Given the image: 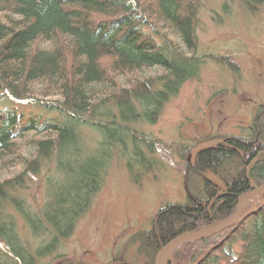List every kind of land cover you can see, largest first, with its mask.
Segmentation results:
<instances>
[{"label": "trees", "instance_id": "16d2710c", "mask_svg": "<svg viewBox=\"0 0 264 264\" xmlns=\"http://www.w3.org/2000/svg\"><path fill=\"white\" fill-rule=\"evenodd\" d=\"M201 1L0 0V100L10 102L0 109V212L14 208L31 234L42 237L36 256L70 236L113 153L146 167L140 144L151 150V143L130 124L154 123L197 76L204 63L195 54ZM244 3L252 10L264 0ZM29 106L38 112H25ZM86 129L95 133L92 148ZM43 169L44 201L32 213L18 194L25 176ZM185 175L186 201L160 207L150 227L133 236L143 264H154L182 234L231 217L240 197L264 183V103L247 132L192 153ZM4 218L0 264H36ZM117 258L104 264H133ZM166 264H264V193L249 215L183 244Z\"/></svg>", "mask_w": 264, "mask_h": 264}, {"label": "rangeland", "instance_id": "374dc122", "mask_svg": "<svg viewBox=\"0 0 264 264\" xmlns=\"http://www.w3.org/2000/svg\"><path fill=\"white\" fill-rule=\"evenodd\" d=\"M196 36L195 54L204 59L197 76L182 84L154 123L130 124L151 143V150L144 142L140 144L149 159L146 167L128 159L129 155L113 153L89 207L54 251L36 256L42 237L31 234L14 208L0 212V219L10 217L36 264H104L117 257L143 264L146 259L133 236L150 227L160 207L186 201L185 171L192 149L201 142L249 130L256 108L264 103V3L250 10L244 0H202ZM9 106L7 98L0 100V109ZM23 109L38 112L30 106ZM83 135L86 146L92 148L95 133L86 129ZM45 173V169L34 176L28 173L26 188L18 194L32 213H38L44 201ZM260 202L262 198H255L244 212H252Z\"/></svg>", "mask_w": 264, "mask_h": 264}, {"label": "water", "instance_id": "95a60500", "mask_svg": "<svg viewBox=\"0 0 264 264\" xmlns=\"http://www.w3.org/2000/svg\"><path fill=\"white\" fill-rule=\"evenodd\" d=\"M212 142H201L197 144L193 149L192 153H195L197 150L203 148L206 145L211 144ZM264 193V183L258 187H254L253 190L247 192L246 194L242 195L240 197L239 203L236 207V210L234 214L226 219L223 222H220L216 225L203 228L194 232H188L185 234H182L181 236L175 238L174 240L170 241L168 244H166L156 255L154 264H158L160 257L169 249L176 248L177 246L191 242V241H197L204 239L206 237H209L211 235H214L215 233L226 229L232 225H234L237 221L243 219L247 215L251 213V211L247 212L245 215L241 216L243 208L251 201H253L255 198H262V194Z\"/></svg>", "mask_w": 264, "mask_h": 264}, {"label": "bare ground", "instance_id": "6f19581e", "mask_svg": "<svg viewBox=\"0 0 264 264\" xmlns=\"http://www.w3.org/2000/svg\"><path fill=\"white\" fill-rule=\"evenodd\" d=\"M174 248H171V249H169L168 251H166L161 257H160V264H162L163 263V261L171 254V252H172V250H173Z\"/></svg>", "mask_w": 264, "mask_h": 264}]
</instances>
